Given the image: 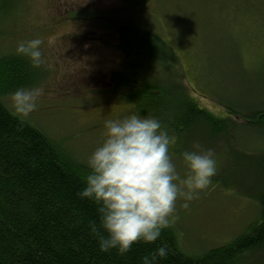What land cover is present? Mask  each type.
Masks as SVG:
<instances>
[{"label":"rangeland","instance_id":"rangeland-1","mask_svg":"<svg viewBox=\"0 0 264 264\" xmlns=\"http://www.w3.org/2000/svg\"><path fill=\"white\" fill-rule=\"evenodd\" d=\"M15 2L0 14V55L15 52L22 40L43 41L44 63L33 86L44 95L24 120L63 140L85 163L103 138L105 120L133 113L107 81L122 61L117 37L106 27L112 18L160 35L177 56L193 99L215 116H226L220 104L246 111L264 104V0H144L134 12L121 0ZM2 102L12 111L8 96ZM190 139H176L170 149L181 175L179 153L194 144L213 151L217 170L231 156L225 140L201 147L200 135ZM234 141L244 150L260 145L247 128L237 129ZM182 203L177 200L171 224L190 254L229 242L257 214L254 202L212 183L188 207Z\"/></svg>","mask_w":264,"mask_h":264},{"label":"trees","instance_id":"trees-1","mask_svg":"<svg viewBox=\"0 0 264 264\" xmlns=\"http://www.w3.org/2000/svg\"><path fill=\"white\" fill-rule=\"evenodd\" d=\"M15 1L0 0V14ZM121 1L133 12L144 3ZM106 27L122 56L107 80L113 95L132 112L158 118L177 140L194 133L201 147L225 140L231 156L211 183L254 202L257 214L229 242L200 253L181 248L172 224L154 244L136 243L123 256L101 253L88 230L90 221L98 223L96 206L78 196L86 163L63 140L19 121L2 102L38 77L37 68L11 52L0 55V264H139L161 242L169 252L159 264H264V104L251 111L220 104L226 116L217 117L193 99L177 56L160 35L125 19H109ZM239 128L252 129L260 145H237Z\"/></svg>","mask_w":264,"mask_h":264},{"label":"clouds","instance_id":"clouds-1","mask_svg":"<svg viewBox=\"0 0 264 264\" xmlns=\"http://www.w3.org/2000/svg\"><path fill=\"white\" fill-rule=\"evenodd\" d=\"M42 44L39 37L19 41L15 53L38 68L44 63ZM43 95L39 86L16 88L8 94L12 114L23 122ZM175 143L176 137L154 116L133 112L105 120L103 138L87 157L88 173L78 192L96 206L98 223L90 221L88 230L101 253L115 250L123 256L136 243L154 244L174 221L177 200L186 208L209 186L217 173L213 151L198 144L181 151V175L170 154ZM168 252L161 242L139 264H159Z\"/></svg>","mask_w":264,"mask_h":264}]
</instances>
